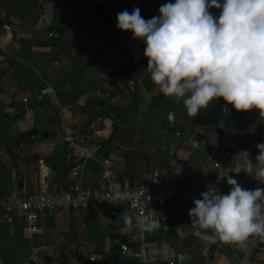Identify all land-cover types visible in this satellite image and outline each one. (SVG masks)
Masks as SVG:
<instances>
[{
  "label": "crops",
  "instance_id": "1",
  "mask_svg": "<svg viewBox=\"0 0 264 264\" xmlns=\"http://www.w3.org/2000/svg\"><path fill=\"white\" fill-rule=\"evenodd\" d=\"M166 2L0 0V201L68 190L74 181L81 190L101 188L105 170L115 172L120 185L175 180L204 191L215 185L228 194L230 175L242 188L264 187L255 168L249 176L236 157L244 149L254 160L256 145L264 143L259 111H224L220 100L221 106L213 102L197 116L201 123L195 122L182 101L158 92L146 71L145 45L117 28L121 11L139 8L148 20ZM86 115L102 117L91 141L78 138L86 131ZM216 115L218 123L208 124ZM63 128L73 131L84 153L76 176ZM219 176L224 178L217 183ZM190 209L185 203L168 206L170 220L146 233L164 261L259 264L257 237L244 250L209 244L195 236ZM69 210L43 212L36 233L0 210V262L135 264L120 249L128 232L121 233L124 222L117 217L132 216L125 205L115 217L94 206Z\"/></svg>",
  "mask_w": 264,
  "mask_h": 264
},
{
  "label": "clouds",
  "instance_id": "2",
  "mask_svg": "<svg viewBox=\"0 0 264 264\" xmlns=\"http://www.w3.org/2000/svg\"><path fill=\"white\" fill-rule=\"evenodd\" d=\"M117 28L145 45L146 71L158 92L182 101L189 117L222 100L224 111L229 105L238 113L256 109L264 119V0H169L148 20L139 8L121 11ZM256 148L254 160L244 149L236 157L249 176L255 168L256 180L264 185V143ZM226 177L228 194L210 185L194 199L189 217L197 238L244 250L250 237L264 239V187L245 189ZM117 218L124 222L122 234L134 227L128 213ZM160 225L159 218L135 217V227L144 232Z\"/></svg>",
  "mask_w": 264,
  "mask_h": 264
},
{
  "label": "built area",
  "instance_id": "3",
  "mask_svg": "<svg viewBox=\"0 0 264 264\" xmlns=\"http://www.w3.org/2000/svg\"><path fill=\"white\" fill-rule=\"evenodd\" d=\"M84 120L86 131L78 138L91 141L97 134L96 128L102 117L97 116L91 119L86 115ZM63 130L65 133L63 139L73 152L67 158L74 164L72 175L76 176L82 167L81 159L84 157V153L80 151L73 131L70 128H63ZM157 176L155 174V178ZM102 177L104 185L101 188L81 190L77 181H74L68 190H52L45 193L30 194L25 197L12 195L0 201V210L4 218L17 216L26 231L36 233L39 230L40 215L48 210L106 206L109 215L115 217L119 208L125 205L132 213L134 227L127 233V241L120 244L122 253L132 259L135 264H175L171 259L164 261L149 246L146 241L147 232L135 227V217L139 215L149 222L159 218L160 222L165 223L171 218L165 211L168 206L185 203L193 208L194 199L201 198L200 194L204 192V189L192 183L183 184L175 180L164 183H151L144 186L120 185L118 184L117 174L109 170L103 171ZM137 202L138 206L133 207V204ZM257 244L259 264H264V239L257 237ZM32 257L33 260L38 259L37 251H33ZM90 260L93 261V258H90ZM0 264L3 263L0 262Z\"/></svg>",
  "mask_w": 264,
  "mask_h": 264
},
{
  "label": "trees",
  "instance_id": "4",
  "mask_svg": "<svg viewBox=\"0 0 264 264\" xmlns=\"http://www.w3.org/2000/svg\"><path fill=\"white\" fill-rule=\"evenodd\" d=\"M221 104H222V102H219V106H221ZM219 106H218V107H219ZM229 107L232 108L234 112H236V110H235L232 106L229 105ZM216 109H217V108H216ZM202 111H203V110H202ZM202 111H201V112H202ZM217 111H218V109H217ZM239 114H244V112H239ZM219 116H220V115H216L215 117H213V120H212V121L209 120L208 124H215V123H218V121H219ZM193 118H194V121H195V122L201 123V121L199 120V118H198L197 116H196V117H193ZM204 124H206V122H205Z\"/></svg>",
  "mask_w": 264,
  "mask_h": 264
},
{
  "label": "water",
  "instance_id": "5",
  "mask_svg": "<svg viewBox=\"0 0 264 264\" xmlns=\"http://www.w3.org/2000/svg\"><path fill=\"white\" fill-rule=\"evenodd\" d=\"M22 186H21V183H19V189L21 188ZM100 209L104 212V214H106V215H109V210H108V208L106 207V206H102V207H100ZM72 209L70 208V210L69 211H71Z\"/></svg>",
  "mask_w": 264,
  "mask_h": 264
},
{
  "label": "rangeland",
  "instance_id": "6",
  "mask_svg": "<svg viewBox=\"0 0 264 264\" xmlns=\"http://www.w3.org/2000/svg\"><path fill=\"white\" fill-rule=\"evenodd\" d=\"M92 118H93V117H92ZM92 118H91V119H92Z\"/></svg>",
  "mask_w": 264,
  "mask_h": 264
}]
</instances>
